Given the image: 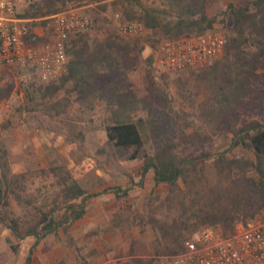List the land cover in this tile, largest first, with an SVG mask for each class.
<instances>
[{"label":"rangeland","instance_id":"obj_1","mask_svg":"<svg viewBox=\"0 0 264 264\" xmlns=\"http://www.w3.org/2000/svg\"><path fill=\"white\" fill-rule=\"evenodd\" d=\"M248 1L250 0H209L207 13L218 15L213 31L226 39L231 22L222 11L226 9L228 2L240 6ZM141 2L145 6L161 7L160 0ZM15 3L29 33L38 35L39 42L42 43H48L52 38V15L72 8H80L93 17L94 30L83 32L88 35L84 36L89 42L102 41L111 35L117 42L137 38L142 43H148L135 69L123 76L104 74L95 84V89L99 90L108 79H115L117 83L136 92L141 99V108L135 112L134 117L147 120L144 148L148 152H153L161 138L173 140L177 144L175 151L180 157L214 152L228 146L234 127L264 115V93L254 92L239 97L237 101L218 102L217 99L223 98L231 89L227 71L224 70L226 67L222 66L224 51L199 67L173 73L156 72L152 61L148 62L146 59L163 38L152 35L147 28L144 32L133 35H119L115 32L118 23L127 21L122 14L127 5L125 0H15ZM251 50V59L257 65L254 73H262L264 54L253 47ZM233 65L235 62L232 68ZM232 70L231 76L235 72V69ZM67 73L68 69L63 76ZM41 83L32 69L13 68L4 72L0 84V124L3 127L0 129V140L8 150L11 170L26 171L24 184L35 202L34 207L46 209L61 200L55 177L48 174L47 170H41L56 164L66 165L73 176L85 175L81 184L88 193L116 186L117 183L124 186L121 184L124 182H119L124 178L129 180L130 187L138 190L127 199L112 198L108 202L111 209L109 212L104 209V217L95 218L89 208L88 213H84L66 229L60 227L38 241L33 236L18 240L0 224V264H25L28 254L31 255V264H93L111 252L124 256L118 264H128L133 257L154 260L155 255L166 248V232H163L157 221L170 222L174 216L184 221L186 217L183 213L189 214L186 207L161 213L159 206L165 198L167 186L164 183L156 186L155 193L159 195V199L153 202L155 196L150 194L153 185L150 173L145 174L142 184H136L138 186L135 187V183H140L138 173L142 161L119 157L107 142L105 125L108 112L105 109L106 103L100 96L94 98L93 105L88 107L78 99L72 83L66 82L56 98L62 95L68 97L70 103L67 109L58 115L47 116L42 106L46 101L43 103L38 96H27L31 85ZM174 89L175 92H172ZM212 98L218 102L215 105L216 113L204 117L200 106ZM186 123L189 124L188 127ZM33 133L40 135L35 138L38 146L31 141ZM42 136L45 137V145H42ZM234 151L239 155H251L239 147ZM151 201L153 204L150 205ZM11 208L23 221L31 220L36 213L35 208H22L12 199ZM117 213L126 218L127 223H131L107 230V225ZM255 217L263 218L264 209ZM238 224L241 222L236 223ZM208 226L200 225L193 231H187L185 237L188 238Z\"/></svg>","mask_w":264,"mask_h":264},{"label":"trees","instance_id":"obj_2","mask_svg":"<svg viewBox=\"0 0 264 264\" xmlns=\"http://www.w3.org/2000/svg\"><path fill=\"white\" fill-rule=\"evenodd\" d=\"M125 1L127 5L122 11L123 18L127 21H141L158 38L202 34L213 30L218 21V15H209L206 11L209 0H160L161 7L145 6L141 0ZM222 14L231 22L222 62V66L226 67L224 70L227 71L231 89L223 98L217 99L218 102L237 101L239 97L254 92L264 93V71L255 74L257 65L251 59L252 47L264 54V0H250L240 6L228 2ZM84 35L87 34H79L72 40L67 75L56 81L31 85L27 96H38L43 103L46 101L42 106L47 116L58 115L67 109L69 98L64 95L56 98L66 82L72 83L78 99L88 107L93 105L92 100L97 96L105 101L108 112L105 132L109 145L121 158L142 161L141 182L146 172L153 171L154 185L150 190V194L155 196L153 202L159 199V195L155 193L156 186L166 184L167 193L159 206L161 213L185 207L189 212V216L183 213L186 217L184 221L176 216L170 222L157 221L163 232H166V248L163 252L180 249L186 239L185 233L200 225L213 226L223 234H230L236 223H246L264 209V115L234 127L228 146L214 152L180 157L175 151L177 144L168 138H161L153 152H148L144 148L147 120L134 117L135 112L141 108V99L136 92L117 83L115 79H108L99 90L95 89L99 78L105 75L123 76L135 69L148 43H142L137 38L117 42L111 35L102 41L89 42ZM30 38L34 43L40 41L36 34H30ZM146 61H152L151 55ZM232 69L235 72L231 76ZM214 100L208 99L200 106L202 116L216 113L215 105L218 102ZM188 126L186 123V127ZM2 128L0 124V129ZM194 130L198 132L197 128ZM237 147L251 155H239L234 151ZM41 170H47L48 174L55 177L61 193V200L46 209L34 207L35 202L24 184L26 171L11 170L8 150L0 140V224L18 240L33 236L38 241L60 227L66 229L84 215L86 200L103 192L87 194L63 164L50 165ZM130 188L115 186L110 189L115 196L125 197ZM11 199L22 208H35L34 217L23 221L15 215ZM77 199L80 200L76 202ZM127 222L126 218L117 213L106 229L121 228L131 223ZM131 259L128 264H153V259ZM25 264H31L30 254L27 255Z\"/></svg>","mask_w":264,"mask_h":264},{"label":"built area","instance_id":"obj_3","mask_svg":"<svg viewBox=\"0 0 264 264\" xmlns=\"http://www.w3.org/2000/svg\"><path fill=\"white\" fill-rule=\"evenodd\" d=\"M93 17L80 8L52 15V38L34 43L19 15L15 0H0V84L4 72L13 68L32 69L41 82L56 81L68 69V49L72 40L94 30ZM141 21H122L119 35L144 32ZM222 34L207 30L178 38H163L152 49V67L158 73L179 72L207 64L224 51ZM124 256L111 252L93 264H118ZM153 264H264V217H254L235 226L230 234L205 227L186 238L175 252L155 255Z\"/></svg>","mask_w":264,"mask_h":264},{"label":"crops","instance_id":"obj_4","mask_svg":"<svg viewBox=\"0 0 264 264\" xmlns=\"http://www.w3.org/2000/svg\"><path fill=\"white\" fill-rule=\"evenodd\" d=\"M169 73H173V72H169ZM172 92H175V89L174 90H172ZM195 105H197V104H195ZM105 134H106V132H105ZM56 135V134H55ZM39 138L40 137V135H38V134H35L34 135V133L31 135V141L33 142V144L35 145V146H38V145H36V140L37 139H35V138ZM106 138H107V135H106ZM48 143H50V142H48ZM46 143H45V137H43L42 136V145H45ZM64 165V164H63ZM66 168H67V166L66 165H64ZM47 168V167H46ZM151 172H146V174L147 173H150V179L153 181V185H154V180H153V171L152 170H150ZM20 172V171H19ZM22 172V171H21ZM139 172H140V169H139ZM70 175L72 176V178L73 179H75L76 181H77V183L84 189V191L86 192V193H88L87 191H86V188L84 187V186H82V181L84 180V178L86 177L85 175H82V176H80V175H72L71 174V172H70ZM138 178H139V182L140 183H142L141 182V175H140V173H138ZM125 177V176H124ZM119 182H124V183H121V184H123L124 186H121V185H119L120 183H117L116 184V186H120V187H125V186H130L128 183H129V180H127V179H123V180H121V181H119ZM136 184H139V183H135V185ZM141 184H139V186H140ZM153 185H152V187H153ZM160 185V184H159ZM138 185H136L135 187H137ZM112 187H115V186H112ZM112 187H109V188H104V189H102V190H100V191H103V192H101V193H99V194H97V195H95V196H91V197H89L87 200H86V204H85V213H88V210H89V208L91 209V213L93 214V216L95 217V218H98V217H104V209L105 210H110L111 208H110V205L108 204V202L112 199V198H117V199H121V198H123V199H127L129 196H132L135 192H137V190H138V188H130L129 189V191H128V194H127V196H123V197H117V196H115V194L112 192V190L110 189V188H112ZM108 189V190H107ZM105 190V191H104ZM99 190L98 191H96V192H100ZM91 193H95V192H91ZM80 199H77V201L76 202H78ZM101 204H103L104 206H101ZM109 212V211H108ZM108 212H106V213H108ZM99 215H101V216H99ZM105 216H107V215H105Z\"/></svg>","mask_w":264,"mask_h":264}]
</instances>
